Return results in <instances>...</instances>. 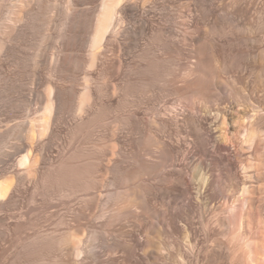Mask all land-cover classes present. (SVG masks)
I'll return each instance as SVG.
<instances>
[{"label": "bare ground", "instance_id": "bare-ground-1", "mask_svg": "<svg viewBox=\"0 0 264 264\" xmlns=\"http://www.w3.org/2000/svg\"><path fill=\"white\" fill-rule=\"evenodd\" d=\"M169 1L66 0V47L78 39L79 46L86 48L85 65L76 58L55 59L53 74L57 81L46 89L42 117L27 120V141L11 146L8 156L14 170L11 179L1 174L0 212L17 200L26 180L33 177L34 192L47 198L49 205L56 199L53 197L67 200L90 195L93 184L104 185L106 201L98 214L88 216L85 209H78L72 215L79 221L90 218L85 227L88 238L84 229L76 231L65 220L52 227L46 224L47 214H51L46 204L30 208L47 213L44 217L48 216V220L39 221L31 232H25L26 247L48 253L58 251L50 258L43 256L46 253L35 257L36 264H264V216L253 203L254 185L264 178V103L234 89L241 77L226 84L223 75L228 64L220 53L215 54L210 40L193 49L190 57L196 61L191 67L183 63L184 54L177 44L174 55L165 51L173 44L172 31L193 28L184 24L173 30V18L167 14ZM193 2L194 13L197 7L205 6L202 0ZM83 3L91 6L88 13L79 12L78 6ZM206 8L202 11L205 15ZM46 10L48 6L43 5L40 18ZM219 20L223 22L224 17L219 16ZM148 32L157 35L155 49L151 42L139 44ZM228 34L222 35L229 37ZM138 48L140 53L130 63L110 61L112 75H119V69L125 67L120 74L122 85L97 88L96 81L104 76L108 65V51L131 56ZM172 56L175 61L170 63ZM68 71L73 75L72 85L65 89L59 81L66 80ZM155 83L173 90L178 103L163 104L155 111L156 119L143 121L141 127L137 117L139 101L134 97ZM113 104L117 106L116 114L110 123H105L104 111ZM51 123L68 124L70 128L66 139L69 148L53 160L48 158V144L34 143ZM105 126L111 132V141L98 136L90 140L91 150L72 146ZM145 127L154 129L155 134ZM232 148L234 161L222 154L230 153ZM99 170L101 175L94 182L93 175ZM97 197L96 192L89 202L91 212ZM23 213L16 219L19 227L28 224L25 217L29 212ZM116 222L120 230L114 236ZM138 234L143 236L142 241ZM108 235L112 242L106 241ZM88 253L92 254L91 262L85 261L84 254Z\"/></svg>", "mask_w": 264, "mask_h": 264}, {"label": "rangeland", "instance_id": "rangeland-1", "mask_svg": "<svg viewBox=\"0 0 264 264\" xmlns=\"http://www.w3.org/2000/svg\"><path fill=\"white\" fill-rule=\"evenodd\" d=\"M169 2L167 14H169L168 16H170V18H173L171 21L173 30H175V28L178 29L179 26L182 27L184 24L193 25V28L191 30H187L186 32H181L179 29L175 30L174 32L172 31L173 44L172 46L169 44V46L166 47L167 49L165 48V51L168 53H176L175 50H178L176 48L181 47L179 49H182L181 51H183L184 54L182 56V59L184 60L183 63H187L188 66L191 67L193 65L192 63H194V60L196 61V59H194V57L191 58L190 55H193V51L197 49L198 46L200 47L204 44V42L210 40L211 42H209L211 44V48L214 50L215 54L216 52L217 54L220 53L223 60L226 61V65L228 64L226 74L223 75L225 76L223 77V80L226 82V84L237 80V76L241 77L239 78L240 81L237 80L238 84L234 85V87L236 86L234 89L236 91L239 90V92L241 91L240 93L243 95H254L253 98H257V101L260 99L258 102H262L263 104L264 0H202V4H204L207 8L205 6H202V8L197 7V13H194L193 0H170ZM43 5H47L48 10H46V14L40 18V12ZM65 6L66 0H0V177L2 174V176L7 177V179L12 178L10 173L14 170V163L8 155H10V152H12V147H14L15 144L17 146L18 144L27 141L26 136H28V127L26 128L25 125H28V121L36 119V117L38 119H40L39 117H42L41 113L44 111L43 105H45L47 102L46 89L49 85L57 81L53 74V70L55 68L54 61L58 59L57 56L73 59L76 58L77 61L82 63V65H85L84 58H86V48L85 46H79L78 39V44L76 42V44L66 47L68 24L66 23L67 12ZM205 8L207 10L205 11L207 12L206 15L208 16L202 13ZM78 10H80L79 12L82 11L84 13H88L89 10H91V6L88 3H83L82 5L78 6ZM219 16L224 17L223 22L219 20ZM174 26L176 27L174 28ZM213 29H215L216 32L213 33ZM224 32L229 33L228 36L230 35V38L223 36ZM156 36V34L148 32L140 40L139 44L143 46V44H150L151 42L152 44L150 45L152 48H154L157 46ZM153 40L155 41L153 42ZM139 49L140 48L135 49V54L133 53L134 55L131 54V56L124 55L121 51H108L106 53V62L108 65L105 68L104 76L99 77L96 81L97 88L105 89L109 86L113 87L116 85H122L123 80L122 75L120 74L123 72L125 67L123 66V68H120L118 71L119 75L114 74V76L111 74L112 68L109 66L110 61L122 62L125 60L127 63H130L131 61L135 60V56L140 53ZM213 50L212 53L214 54ZM157 51L161 52V49L158 48ZM172 57L173 59L169 57L170 63L175 61L174 56ZM245 66H248L247 70L242 68ZM82 70H84V67ZM238 73L239 75H237ZM118 76H120V78ZM72 78V73L68 71L67 74L65 73L64 75V79L66 80L59 82L60 84L63 82L61 85H63L65 89H69L68 87H71L72 85ZM152 85L153 86H150V88L152 87L151 89L148 88V90L143 94H137L134 97L135 100L139 101V105H137L139 107L137 110L140 112L138 111L137 117L140 121L141 127L144 126L143 121H151L156 119L155 111H157L156 109L161 108L163 104L169 106L171 104L178 103L177 95L173 93V90L167 87L163 88L160 84L156 83ZM229 98L230 97H228V99ZM229 101L231 100L229 99ZM192 103L197 104L196 101ZM165 105L164 107H166ZM116 108V104H113L109 108L110 110L107 109V111H104L103 119L105 123H110L113 120L116 114ZM50 125L51 126L48 128L49 130L46 131L41 138L38 137L37 141L34 139V143L36 145H41V143L48 144V158L53 160L55 157L57 158L61 152H65L69 148L67 145L68 141L66 139H68L67 136L69 135L70 128L68 124L55 126L51 123ZM145 129L147 130V127H145ZM148 132L150 134L153 133L152 135H154L156 131H154V129H150ZM88 136L86 138L82 137L80 142L75 141V143H73L74 145L72 146H74V148L83 147L91 150L92 144H90V140H95L98 136H102L106 142H109L112 139L111 132L108 133V128L106 126L98 129L94 135L92 134L89 137ZM134 138H138V136L135 135ZM231 151H234L233 148L230 150V153L229 151H226L222 154L227 156L229 160L234 161L235 155L233 153L231 154ZM37 157L39 160L40 156L38 154ZM261 160L262 169H264V157H262ZM99 174L101 175L100 170L99 172L97 171L95 175H93L95 177H93L94 182L99 179ZM33 179L34 177L32 179H27L25 182L26 188L24 187L21 189L17 200L8 206H5V212H0V218L3 219V222H0V264H36L37 261L34 260L35 257L40 258L41 255L46 253L47 256L45 254L43 256L50 258L54 252L58 253V251H56L57 249H53L52 253H50L51 251L49 250L50 252L48 253L45 250L43 252L40 249L38 250V247H26L27 241L25 242V232H31V230L35 227V224L37 225L40 223L39 221H45V218L47 219L48 216L49 220L47 219L48 223L46 222V224H50V227L56 226L59 221L65 220L64 222L70 223L72 226L77 228L74 229L76 231L79 229H84L85 231L83 232L88 234V238L89 230H86L85 227L87 226L90 218H82L79 221L75 220L74 218L73 220L72 215L77 214L79 210L83 211L84 209V213L88 216L91 215V213L98 214L101 212L103 204L106 201V188L103 187L104 185L102 187H98L96 185L94 186L93 184L94 189H90L88 191L90 192V195L83 197H72L67 200L53 197L56 199L50 203L51 205H49V203L46 201L47 198L43 197L39 192H34ZM259 183H255L254 185L256 188H254V191L256 192H254L255 194L253 197H255V199H253V203L255 204L254 209L256 206L259 207L258 210L256 207V210L259 211L262 216H264L263 177ZM96 192L99 197L96 198V205L93 212H91L92 210L89 207V202L94 198ZM258 198H261L262 200H259ZM182 202L183 204L185 203L184 201ZM45 204L46 207L49 206L47 213H51H46L48 215L46 217H44L46 215L45 213L43 215V213L38 210H30L32 207L40 208ZM25 212H29L25 217V222L27 220L28 224L25 226L26 228L19 227L15 224L17 216L22 213L25 214ZM119 227V223L114 225V236L119 233ZM138 235H140L137 236L139 238L138 240L142 241L143 236H141V234ZM109 239L112 240L111 236H106V241H110ZM119 255L120 257L122 256V254ZM119 255L116 257L120 258L118 257ZM137 255L141 256L142 253L138 251ZM84 257L86 262H91L93 260L92 254H84Z\"/></svg>", "mask_w": 264, "mask_h": 264}]
</instances>
